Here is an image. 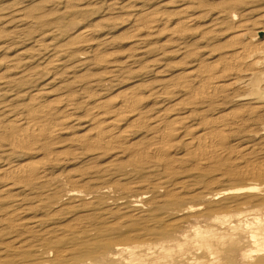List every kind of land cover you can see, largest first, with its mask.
<instances>
[{
    "label": "rangeland",
    "instance_id": "rangeland-1",
    "mask_svg": "<svg viewBox=\"0 0 264 264\" xmlns=\"http://www.w3.org/2000/svg\"><path fill=\"white\" fill-rule=\"evenodd\" d=\"M223 10L233 12L236 19L221 16ZM151 16L161 17L156 26H149ZM182 19L189 21L178 24ZM243 23L257 31V42H264V0H0V121L6 123L13 114L27 113L46 103L64 105L66 96L77 101V108L56 118L63 121L53 141L62 140V144L51 145L55 153H50L47 179L19 181L10 192H0V264H82L89 260L110 264L106 254L115 251L125 237L138 233L131 242H152L157 239L152 230L172 224L181 230L203 223L202 217L195 218L182 208L189 202L203 201L209 191L245 186L229 180L227 174L249 161L264 159V68L263 92L245 88L240 81L235 85L237 91L215 99L214 107L187 106L195 90L200 91L199 83L189 81L190 93H184L183 85L189 82L180 76L198 67V62L222 65L219 63L226 55L237 51L239 41L234 35L240 33L243 27L238 26ZM140 33L145 41L141 44L136 36ZM81 40L84 42H78ZM59 55L62 63L51 64ZM130 55L137 60L128 63ZM112 64L124 65L125 71L109 72ZM130 90L142 99L137 112L143 110L148 116L182 101L181 113L189 115L188 124L198 132L204 128L200 109L204 108L207 117L234 112L230 118L235 117L236 126L225 130L226 156L210 162L211 166L201 165L185 153L186 147L178 140L172 143L173 153L177 151L176 157L184 159L166 169L136 162L129 154L119 158L114 149L86 151L74 141L73 135L92 134L98 121L92 118L97 111L110 110L100 105L102 109L98 102L115 98L113 111ZM166 91L167 96L163 94ZM156 94L159 96L154 97ZM256 106L258 111L251 113L250 107ZM177 110L167 115L180 112ZM5 130L0 129V168L11 162L46 159L48 154L43 150H10L13 131ZM145 134L147 129L143 128L133 140H142ZM150 140H142V146ZM4 174L0 172V187L8 182ZM169 192L185 200L179 202ZM217 202L214 207L232 210L239 202H247L248 207L262 206L264 192L226 194ZM15 209L24 211L21 220L26 226L8 217ZM105 241L110 244L104 245ZM92 246L99 251L96 257H79ZM59 250L66 251L68 261L54 260Z\"/></svg>",
    "mask_w": 264,
    "mask_h": 264
},
{
    "label": "bare ground",
    "instance_id": "bare-ground-1",
    "mask_svg": "<svg viewBox=\"0 0 264 264\" xmlns=\"http://www.w3.org/2000/svg\"><path fill=\"white\" fill-rule=\"evenodd\" d=\"M223 14H225L224 16L230 19H236V15H233V12L231 11L223 10L221 16H223ZM160 18L157 16L149 17L147 19L150 21V24L148 23L149 26H156V24L160 21ZM188 21L189 20L182 19L178 24L184 25L187 24ZM238 27H243L240 33L234 35V37L238 38L237 41H239V47L236 52L226 55L225 59L219 63H222V65L215 63L204 65V62L202 61L197 63L198 67H201V69H198V72V67L196 66L195 69L187 72L184 71L185 73L183 72L184 74L180 75L182 78L184 77L183 79L187 80L186 82L190 81L193 83H199L197 87L200 89V91L194 89L195 92H193L195 94L191 93V99L187 103L190 105L187 106H192L195 108L198 106L201 107V105L204 104L206 107H214V100L222 96L228 97L232 92L237 91L235 89V85H238L240 81L245 83L243 84V87L245 88H250L255 91L257 90V93L260 91L263 92V86L261 87V76L263 73L262 69L264 68V42H257V31L253 32L254 30L250 29L246 23L240 24ZM138 30L139 29H137V31ZM136 36L140 44L141 42H145L144 37H141V33ZM78 42L82 43L84 41L81 40ZM134 55H130L128 61L127 59L126 61L129 63L130 60L133 62L137 60ZM62 61L63 60L61 59L60 55L55 56L51 64L59 65L62 63ZM203 65L205 66L204 68ZM124 68V65L112 64V69L109 72L114 73L115 71H122ZM6 79H8L7 76L5 80ZM224 79L231 80L229 82H222ZM184 82L185 81H183V83ZM190 82L183 85L184 93L185 91L189 92V86L192 88ZM180 89L182 90V88ZM167 91L163 92V94H168ZM137 94L138 93L135 94V92L131 90L124 93L122 99H119V106L113 111L111 108L115 106V98L112 99L114 104H112L111 100L106 99L98 103L96 102L99 104V106L103 105L110 110L106 109V111L100 113L96 110L98 113L95 115L93 114L94 116L92 120L98 119V121L95 122L94 131L91 132L92 134L89 132L92 131L93 126H91L92 129L90 128L91 130L89 129V134H85V132L84 134L76 135V137L73 135L74 137H72L74 138V141L81 145V147H83L86 151L93 152L108 150V152H110L109 149H114L117 151V157L119 158L125 154H129L130 158L134 159L136 162L145 161L150 165H159L165 167L166 169H171L174 163L181 162V160L184 159V156L176 157L177 151L173 153V144L175 141L177 143L178 140H181L182 142H180L186 147L187 152L185 153L190 155L192 158H197L198 163L201 165H207L210 162L213 164L217 159L221 160V158L223 159L226 156V135L228 134L225 132V130L227 127L229 129V127L232 128L236 126V120L234 119L235 117L230 118V115L233 114L232 116H234V112L221 111L216 116L207 117L204 108H202V110L200 109L198 113L202 117L201 126L203 125L204 128L202 131L198 132L197 128L191 127V124H188V119H190L189 115L181 113L180 109H183L184 107L183 104V106H180L182 101H179L181 103L176 101L177 103L166 106V108H160L156 110L154 114L148 116L143 110L137 112V110L141 109L142 107L141 106L138 108V104L142 101V99L138 96L139 94ZM149 96L152 97L153 95ZM155 96L159 95L156 94L154 97ZM188 97L186 98L189 99ZM73 99L69 96H66L63 98L64 105L54 101V103L50 102L49 104L46 103L45 105L32 107L27 111V113L22 112L13 114V116L8 121H6V123L0 121V129H11V131H13L12 134H10L11 142L8 144L10 146V150L13 151L17 148L43 150L45 151V155L48 154L46 159L44 158L45 160L42 161L29 160L27 162L17 164H11L12 162L7 163V166L3 165L0 168V172H4L6 174L8 182L1 185L0 192H10L12 189H14L16 183L19 181H42L46 178L48 175L47 164H49V160L51 158L50 153H55L54 150H52L53 148H51V145L56 143L58 144L59 140L53 141V139L60 129V121H63V119L56 120V118L58 117L59 113H66L67 110L70 111L75 108L77 101L75 102ZM144 99L145 98H143V100ZM59 101L62 102V99ZM260 106L262 105L260 104ZM258 107H250V110L252 109L251 113L255 112L256 110L258 111ZM177 109L180 110V112L175 111L174 115H167L169 112ZM148 110L149 109H147L146 112H148ZM110 111L113 113L115 112L116 114L111 115V117H107V114L111 113ZM153 111H155V109ZM125 123L127 124L126 126ZM219 125L222 127L220 128ZM143 128L147 129V134L143 136L146 139L147 137L148 139H151L147 146V143H145V146H142L141 141L145 138L142 140H133ZM61 142L62 140L59 142V144ZM174 146L177 147L178 145ZM243 148L240 149L243 150ZM241 150L239 151L241 152ZM51 156L53 157V154H51ZM95 156L96 155L92 157L95 159ZM188 159H190V157ZM198 163L197 165H199ZM198 167L201 168V166ZM227 176L229 180L243 182L245 186L229 188L223 187L219 191H209L203 196V201L198 203L189 202L182 208L181 211L189 213L195 218L202 217L203 223L197 222L187 226V229L181 230L173 224L165 228L152 230L153 232L151 231V234L157 235V239L152 242H131V240L136 239L139 236L138 233L127 236L124 238V240H121L122 242L118 243L115 251H111L106 254L107 259L112 262L110 264H264V205L248 207L247 202H239L235 206L240 208L236 209L235 207L234 210L225 208V206L214 207V204L218 203V199L226 194H237L248 191L264 192V184H254L258 181L264 180V159L259 161H249L242 168L228 172ZM171 192L169 193L174 198H176L177 201L181 202L183 199L185 200V198L178 196V194L176 195L174 192L172 194ZM192 197H194V194ZM23 212L24 211L17 209L11 210L8 217L12 222L15 220L19 221L21 220V217L24 216L22 215ZM21 221V223H18L26 226V223H23L24 220ZM13 224L16 225L17 223ZM108 244H110L109 241L104 242V245ZM98 252L99 251H97L96 248L92 246L88 249V251H86V253L81 252L79 257L84 255L96 257ZM54 260L58 263L66 262L69 260L68 254L65 250L56 251ZM66 264L73 263L68 262ZM82 264L99 263L91 262L89 260V262Z\"/></svg>",
    "mask_w": 264,
    "mask_h": 264
}]
</instances>
